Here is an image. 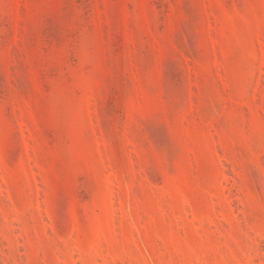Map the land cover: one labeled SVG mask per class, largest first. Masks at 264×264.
<instances>
[{
    "label": "rangeland",
    "instance_id": "obj_1",
    "mask_svg": "<svg viewBox=\"0 0 264 264\" xmlns=\"http://www.w3.org/2000/svg\"><path fill=\"white\" fill-rule=\"evenodd\" d=\"M0 264H264V0H0Z\"/></svg>",
    "mask_w": 264,
    "mask_h": 264
}]
</instances>
